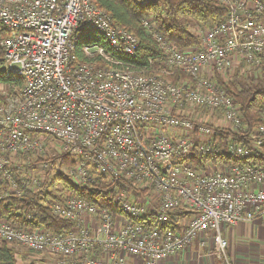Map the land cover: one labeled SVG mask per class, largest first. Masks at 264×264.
<instances>
[{
	"label": "built area",
	"instance_id": "2783aa9c",
	"mask_svg": "<svg viewBox=\"0 0 264 264\" xmlns=\"http://www.w3.org/2000/svg\"><path fill=\"white\" fill-rule=\"evenodd\" d=\"M219 1L225 17L204 28L193 23V46L174 45L143 18L158 54L138 65L116 57L134 56L137 37L91 0H0V67L22 78L18 92L0 101V198L44 194L56 170L49 161L33 163L66 154L72 163L62 167L65 175L79 186L103 176L117 190L120 211L113 217L70 191L49 203L42 197L74 227L23 229L0 218V245L45 253L60 264L68 258L123 264V255L158 264L194 240L200 247L210 240L212 254L229 264L222 226L257 221L264 230V166L209 160L198 167L189 158L195 149L245 159L258 154L264 138L263 102L249 142L219 140L223 130L246 136L224 85L264 69V0ZM90 30L109 50L85 44L87 60L77 62L75 41ZM180 206L189 212L181 231L162 230ZM151 213L153 224L134 220ZM95 249L106 257L97 258Z\"/></svg>",
	"mask_w": 264,
	"mask_h": 264
},
{
	"label": "trees",
	"instance_id": "16d2710c",
	"mask_svg": "<svg viewBox=\"0 0 264 264\" xmlns=\"http://www.w3.org/2000/svg\"><path fill=\"white\" fill-rule=\"evenodd\" d=\"M91 1L110 15L114 25L129 30L137 37L139 47L134 56L119 53L116 57L138 65L144 64L147 58L155 57L158 54L157 45L141 25L143 18H152L155 31L174 45L188 47L198 43L192 30L195 27L192 25L193 23L201 28L209 27L223 19L226 14V8L219 0H150L145 6L135 5L131 0ZM85 44L100 45L106 51L109 50L103 37L93 30L80 33L75 41L77 62L87 60L81 49ZM1 60L2 51L0 49ZM0 83L13 88L9 89L5 93L6 95H15L22 85V78L5 75L0 67ZM224 87L238 104L242 121L248 129L246 136H240L241 132L234 135L232 131L223 130L219 132V140L225 142L228 136L233 135L232 140L234 142L245 143L249 140L247 136L249 131L260 123L259 109L264 102V69L258 75H235L233 80ZM5 94L0 93V101L4 99ZM257 152V155L238 159L227 155L224 151L217 155H210L202 154L194 149L189 158L194 159V165L198 167H202L209 160L212 163L223 161L225 164L234 162L264 166V138ZM40 161H49V167L56 170L55 177L48 185H44V187H47V191L42 194L43 196L40 195L41 192L38 190L36 192L28 191L21 197L0 198V218H5L17 228L34 229L43 227L52 232H69L75 223L57 218L51 213L49 206L40 203L42 197L48 203L51 198L62 199L67 191L95 206L107 208L113 217L120 213L118 203L115 201L117 190L114 185L104 183L103 176L95 177V181L88 185L79 186L71 181L62 170L64 165L72 163L66 154L56 155L48 160L38 158L33 164ZM121 186L120 183L119 188ZM3 190L4 187L0 185V194ZM187 215H189V212L184 207L180 206L174 209L169 213L167 220L162 223L161 229L178 233L182 228L181 220ZM147 219L148 224L156 222L153 213L148 214L146 218H136L134 220L142 222ZM0 264H15V250L13 248L7 247L5 244L0 245Z\"/></svg>",
	"mask_w": 264,
	"mask_h": 264
},
{
	"label": "crops",
	"instance_id": "0c3cea01",
	"mask_svg": "<svg viewBox=\"0 0 264 264\" xmlns=\"http://www.w3.org/2000/svg\"><path fill=\"white\" fill-rule=\"evenodd\" d=\"M223 234L228 240L229 245H231L230 251L227 250L231 264H264V230L259 222H239L233 226H224ZM193 242L192 245H188L180 252H183L190 247H193L192 249L199 247L197 240H194ZM93 254L97 258L106 257L105 253H102L99 249H95ZM173 256L162 260L158 264H177L175 260L173 261L169 259ZM37 264L51 263L37 262ZM80 264H82V262ZM123 264L143 263L136 258L124 255Z\"/></svg>",
	"mask_w": 264,
	"mask_h": 264
},
{
	"label": "rangeland",
	"instance_id": "374dc122",
	"mask_svg": "<svg viewBox=\"0 0 264 264\" xmlns=\"http://www.w3.org/2000/svg\"><path fill=\"white\" fill-rule=\"evenodd\" d=\"M192 30L194 31V33L196 32L195 27ZM11 88L12 87L0 83V93H6ZM209 170H212L211 166L209 167ZM223 227L224 226H222V230ZM193 243L194 242L192 241L191 245ZM211 247V242L210 240H208L205 247L199 246L195 249H192L193 247H190L183 252L177 253L175 256L169 259L173 261L175 260L177 264H225L223 261L219 260L212 254ZM230 247L231 245H229L228 243L227 250L230 251ZM11 248L15 250V264H37V262H49L51 264H60L61 259L47 255L45 253H37L16 245ZM123 254L125 253L123 252ZM81 262L82 259L79 258L66 259V264H80ZM229 264H231L230 261Z\"/></svg>",
	"mask_w": 264,
	"mask_h": 264
}]
</instances>
